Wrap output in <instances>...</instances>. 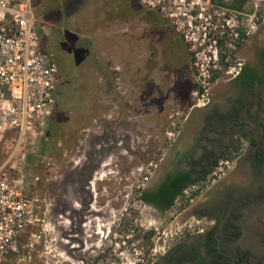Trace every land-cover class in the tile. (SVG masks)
Here are the masks:
<instances>
[{"label":"rangeland","instance_id":"rangeland-1","mask_svg":"<svg viewBox=\"0 0 264 264\" xmlns=\"http://www.w3.org/2000/svg\"><path fill=\"white\" fill-rule=\"evenodd\" d=\"M33 3L59 68L55 102L41 126L31 125L4 172L20 190L45 198L49 210L30 259L25 243L42 231L41 222L18 234L17 250L0 264H150L166 245L203 227L195 219L180 223L179 212L190 204L184 198L162 215L138 198L192 102L184 94L191 80L180 37L166 36L164 20L139 0L121 8ZM116 16L127 17L123 39L117 37L122 26L111 20ZM17 136L7 132L0 163Z\"/></svg>","mask_w":264,"mask_h":264},{"label":"built area","instance_id":"built-area-1","mask_svg":"<svg viewBox=\"0 0 264 264\" xmlns=\"http://www.w3.org/2000/svg\"><path fill=\"white\" fill-rule=\"evenodd\" d=\"M139 2L167 20L185 45L194 83L189 109L206 102L218 79L237 73L242 62L238 49L264 24V0H255L248 12L209 0ZM46 30L47 24L36 14L33 0H0V155L7 132L18 131L14 148L0 163V263L9 251L17 250L15 239L22 230L41 222L42 231L31 233L25 243L28 259L36 240L46 231V199L20 190L4 172L31 125L41 126L53 110L59 68L53 53L41 47V34ZM231 163L220 159L211 176L222 174ZM157 165L153 164L152 172ZM188 197L186 191L185 199Z\"/></svg>","mask_w":264,"mask_h":264},{"label":"flooded vegetation","instance_id":"flooded-vegetation-1","mask_svg":"<svg viewBox=\"0 0 264 264\" xmlns=\"http://www.w3.org/2000/svg\"><path fill=\"white\" fill-rule=\"evenodd\" d=\"M209 1L248 12L253 9L255 0ZM260 28L242 45L251 47L250 57L240 58L242 62L237 73L225 80L264 83V35ZM43 38L42 32L41 47L49 51ZM194 108L201 111L191 115L187 112L184 119L189 118L185 126H180L153 170L151 181L143 188L147 189L152 201L142 202L153 214L162 215L174 209L180 199H185L188 191L190 204L179 212L183 214L179 221L195 219L194 222L203 223V227L166 245L150 264H264V131H246L239 127L236 119L228 122L212 101L210 92L205 103L190 110ZM254 132L256 143L249 145L257 150L247 147L231 156L228 149L236 148L241 137L251 142ZM220 159L232 163L222 174L211 177ZM208 178H211L210 183L203 190L198 188V184ZM172 196V205L162 210Z\"/></svg>","mask_w":264,"mask_h":264},{"label":"crops","instance_id":"crops-1","mask_svg":"<svg viewBox=\"0 0 264 264\" xmlns=\"http://www.w3.org/2000/svg\"><path fill=\"white\" fill-rule=\"evenodd\" d=\"M56 2L58 7L63 8H77L82 7L86 2H89L88 5L94 6L96 8H104V7H113L116 5L117 8L123 7L127 0H49ZM113 1L116 3L113 4ZM70 14H68L69 16ZM124 17V18H123ZM116 16V18L111 19L113 23H119L122 28L120 29V33L117 34V37L124 38L127 33V30L124 25L127 24L126 20L127 17L125 16ZM163 19V18H162ZM164 26H170L169 22L165 19ZM166 27L165 32H167L166 36H172L179 38L173 31ZM171 27V26H170ZM169 27V28H170ZM180 39V38H179ZM181 40V39H180ZM183 50L188 55L185 45L182 42ZM123 47V46H122ZM250 46H242L239 51L238 55L241 59H247L250 57ZM185 71L189 79L192 82L191 74H190V63H189V56L188 62L185 63ZM187 77V78H188ZM191 83L188 84L187 88H185L184 94L191 98L192 86ZM178 84V83H177ZM181 84V83H179ZM179 89V85H176ZM175 87V88H176ZM210 97L212 101L216 104V107L226 115L228 122L232 119L238 120L241 126L244 127L246 131H250V129L260 130L261 133L264 131V83H231L225 79H218L212 86L210 91ZM190 114L192 112L201 111V109H192L188 110ZM189 118V116H188ZM188 118L184 119L181 128H183L188 120ZM253 140L249 142L248 138H240L236 145V148H229L228 151L230 152L231 156L234 154L240 153L245 148H249L251 151H256L257 148L255 146L249 145L255 144L257 139V134L254 132L252 136Z\"/></svg>","mask_w":264,"mask_h":264},{"label":"trees","instance_id":"trees-1","mask_svg":"<svg viewBox=\"0 0 264 264\" xmlns=\"http://www.w3.org/2000/svg\"><path fill=\"white\" fill-rule=\"evenodd\" d=\"M219 3L222 4L221 2H219ZM222 5L225 6L226 4H222ZM230 8H233L235 10H241L240 7H232V6H230ZM138 198L140 200H142L143 202H145V203H149V202L152 201V198H151L150 194L148 193L147 189H142L140 191V194H139ZM173 201H174V196H172L169 199V201L167 202L165 208H163L162 210L166 211L172 205Z\"/></svg>","mask_w":264,"mask_h":264},{"label":"bare ground","instance_id":"bare-ground-1","mask_svg":"<svg viewBox=\"0 0 264 264\" xmlns=\"http://www.w3.org/2000/svg\"><path fill=\"white\" fill-rule=\"evenodd\" d=\"M115 157H116V155H115ZM114 158V157H113ZM77 198V197H76ZM110 209V208H109ZM104 211H106L107 212V210H105V209H103V210H101V211H99V213H102V212H104ZM91 212V211H90ZM105 213V212H104ZM108 213V212H107ZM111 213V212H110ZM104 216V215H103ZM105 217V216H104ZM103 218V217H102ZM102 218H100L99 217V219L102 221ZM66 229V228H65ZM70 252V251H69ZM79 253V252H78ZM81 253V252H80ZM77 254V253H76ZM83 257V256H82ZM83 259V258H82ZM75 260V259H74ZM77 263V262H76Z\"/></svg>","mask_w":264,"mask_h":264},{"label":"water","instance_id":"water-1","mask_svg":"<svg viewBox=\"0 0 264 264\" xmlns=\"http://www.w3.org/2000/svg\"><path fill=\"white\" fill-rule=\"evenodd\" d=\"M220 60H221L222 65L225 67V64L223 63V55H220Z\"/></svg>","mask_w":264,"mask_h":264}]
</instances>
